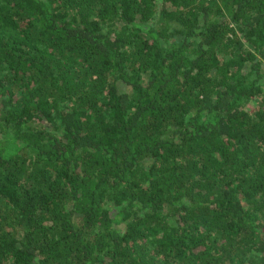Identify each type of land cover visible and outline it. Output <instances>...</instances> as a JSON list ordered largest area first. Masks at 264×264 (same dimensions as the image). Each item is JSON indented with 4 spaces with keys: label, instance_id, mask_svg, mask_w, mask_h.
Instances as JSON below:
<instances>
[{
    "label": "trees",
    "instance_id": "obj_1",
    "mask_svg": "<svg viewBox=\"0 0 264 264\" xmlns=\"http://www.w3.org/2000/svg\"><path fill=\"white\" fill-rule=\"evenodd\" d=\"M0 264H264V0H0Z\"/></svg>",
    "mask_w": 264,
    "mask_h": 264
}]
</instances>
